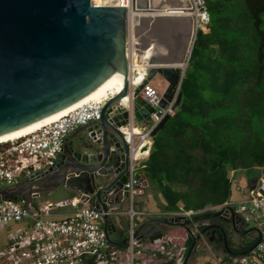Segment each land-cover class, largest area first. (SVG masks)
Wrapping results in <instances>:
<instances>
[{
	"label": "water",
	"instance_id": "obj_1",
	"mask_svg": "<svg viewBox=\"0 0 264 264\" xmlns=\"http://www.w3.org/2000/svg\"><path fill=\"white\" fill-rule=\"evenodd\" d=\"M159 1L157 7L168 3L167 0ZM152 2L134 0L133 9H152ZM183 3L187 9L190 7L187 0ZM128 13L129 10L123 8V0H0V137L67 109L115 73L124 79L122 90L102 106L99 119L77 128L66 138L53 168L13 187L1 189L0 198L30 202L63 187L79 198L84 207L102 213L106 240L113 248L126 246L130 239L129 235L120 243L112 239L116 221L128 209L123 186L129 177V145L124 134L130 135L128 140L136 139L132 130L142 131L154 112L139 93L155 76H159L166 83L159 107L170 102L180 85L193 45L191 23L190 34L187 32L181 37L182 47L187 42L184 57L178 59L185 63L184 67H169L165 65L166 61L162 63L164 60L153 58L146 63L145 79L131 87L127 55ZM163 24L161 31L165 33L169 32L171 24L184 26L178 19H166ZM137 27L131 29L133 36ZM164 37L174 44L173 37ZM179 101L178 93L174 107ZM168 120V116L162 118L150 133V140ZM124 128L128 131L123 134L120 131ZM145 151L147 143L139 153ZM133 178L145 190L148 188L142 172L135 171ZM226 210L229 214L225 216L217 211L191 220L179 215L152 219L138 225L132 238L148 242L163 227L183 228L192 240L182 262L186 264L200 236L210 234L212 240L215 231L219 230L224 249L230 253L220 225L208 224L196 235L189 229L192 223L200 225L204 221L219 219L230 224L234 232L243 228L240 234L251 235V229H247L233 208L226 207ZM148 226V231L143 234V229ZM253 247L254 244L238 255L247 254Z\"/></svg>",
	"mask_w": 264,
	"mask_h": 264
},
{
	"label": "trees",
	"instance_id": "obj_2",
	"mask_svg": "<svg viewBox=\"0 0 264 264\" xmlns=\"http://www.w3.org/2000/svg\"><path fill=\"white\" fill-rule=\"evenodd\" d=\"M203 3L207 31L196 32L179 85V104L152 138L148 157L139 165L149 189L158 195L156 212L160 216L234 202L233 193L242 200L244 187L229 179V172L264 167V0ZM211 222L223 229L230 252L217 243L215 247L223 253L219 262H228L255 242L243 235L235 249L224 222ZM220 234L216 230L214 235ZM127 235L126 223L123 230L116 229L112 239L120 243ZM185 236L184 256L192 241ZM160 238L175 241L171 235L159 233L150 240ZM83 264H93V259L87 257Z\"/></svg>",
	"mask_w": 264,
	"mask_h": 264
},
{
	"label": "built area",
	"instance_id": "obj_3",
	"mask_svg": "<svg viewBox=\"0 0 264 264\" xmlns=\"http://www.w3.org/2000/svg\"><path fill=\"white\" fill-rule=\"evenodd\" d=\"M189 3V12L194 20L192 28L194 41L197 30L202 31V28H206L208 15L203 0H189ZM131 48H134V42L127 46L129 78L133 75L130 68L135 62V57H131ZM147 70L148 67L146 74ZM129 82L131 84L130 79ZM134 86L131 84V87ZM178 90L179 87L175 90L172 100L160 108L162 93L153 88L150 82L147 83L139 93L142 100L154 109L149 116L147 126L138 133H135V129L132 130V135L136 137L133 141L128 140L130 138L128 133L124 134L128 131L127 128L120 131L125 135L129 145V177L123 186L127 193L128 209L122 214L128 220L130 239L125 250H118L107 243L106 233L101 223L102 213L91 207H84L77 197L54 203H43L38 207L32 204L33 199L27 202L24 199L0 198V228L10 224L24 223L21 229L12 233L6 244L0 247V264H83L87 257L93 259V264H147L158 254L170 260L171 250L175 247L171 238L154 239L148 242L132 238L136 220L149 215L138 208L139 199L143 196L145 188L134 180L133 174L140 167L141 156L147 154L145 151L137 157L139 149L145 143L150 144L149 135L162 118L173 115ZM113 96L109 94L103 98L88 101L30 135L1 144L0 190L13 187L53 168L62 152L66 138L77 128L98 120L102 106ZM259 170L261 173L258 179L251 187L244 190V198L238 202L206 207L198 212L187 211L162 217L179 215L191 220L217 211H221V215L225 216L229 214L226 207H231L246 224L247 229H251V235L248 236L255 241L254 247L247 254H237L231 256L228 262L218 261L216 264H264V167ZM65 208L66 212H54L63 211ZM192 224L193 235L199 232L200 226L208 225ZM143 243L152 253L146 258L138 259L136 256L140 252L135 248ZM156 252L158 254H155ZM182 262L177 258L173 264H182Z\"/></svg>",
	"mask_w": 264,
	"mask_h": 264
},
{
	"label": "bare ground",
	"instance_id": "obj_4",
	"mask_svg": "<svg viewBox=\"0 0 264 264\" xmlns=\"http://www.w3.org/2000/svg\"><path fill=\"white\" fill-rule=\"evenodd\" d=\"M188 1V0H187ZM156 2H160L159 0H153L152 9L141 11L133 9V0H123V8L130 9L128 13V21L133 20V27H137L134 29V53L135 62L132 64L130 70H132L133 75L129 78L132 85H139L144 78L146 77V68L147 61H150L153 58H159L165 62V65L169 67H184L185 63L181 62L182 57L186 53V44L182 47L181 37L187 32L190 34V25L192 23V28L194 27V20L191 17L189 12V8L187 9L185 4V0H167V4L161 7H157ZM189 2V1H188ZM133 4V5H132ZM190 4V3H189ZM132 5V6H131ZM179 6L180 9L177 10L176 13H179L180 16H172L175 12H173L174 6ZM159 8V9H158ZM143 19V20H142ZM168 19H178L184 24V26L179 27L171 24V28H169V32L165 33L161 31V26L165 20ZM142 20V21H140ZM131 23V22H130ZM191 28V29H192ZM193 30V29H192ZM158 31V34H156ZM185 32V33H184ZM158 37H155V36ZM160 35V36H159ZM170 36L173 37L171 42L169 38L164 37ZM192 35V33H191ZM192 40V38H191ZM191 44V42H190ZM140 51V52H139ZM181 57L180 60H178ZM145 64H143V63ZM175 62V65L173 64ZM143 64V65H142ZM123 76L119 73H115L111 77H109L103 84H101L97 89H95L88 96L84 97L77 103L68 107L67 109L60 111L34 125H31L27 128L19 130L17 132L7 134L0 137V145L4 143H9L30 135L35 131L39 130L43 126L52 123L57 120L59 117L65 115L66 113L80 107L81 105L87 103L91 100H97L108 96L109 94L116 95L123 88ZM126 100H123L125 103ZM135 133H138V129L134 130ZM137 157L140 156V153L136 154Z\"/></svg>",
	"mask_w": 264,
	"mask_h": 264
},
{
	"label": "rangeland",
	"instance_id": "obj_5",
	"mask_svg": "<svg viewBox=\"0 0 264 264\" xmlns=\"http://www.w3.org/2000/svg\"><path fill=\"white\" fill-rule=\"evenodd\" d=\"M133 2H134V0H133ZM179 9H180V7L175 5L173 7V12H175V14L171 15V17L172 16H180L179 13H176L177 10H179ZM132 21L133 20H131L130 21L131 23L129 22V24H128V29L127 30H129V36H128V41H127L128 42L127 46L129 44L132 45V43H133V35H132L133 31L131 30L132 29V25H133ZM201 30H202V32H206L207 31L206 28H202ZM156 34H158V31H157ZM155 37H158V36L156 35ZM130 53H131V57H132L133 53H134V48L130 49ZM156 80H159L162 83V86H163V84L166 85L165 81L161 77L155 76L150 81V83L153 84L152 85L153 88L156 89V87H157L156 84H154ZM159 92L163 93L162 91H159ZM260 173H261L260 170H256V169L248 171V172H238V174L235 176V180L237 179V181H241V180H245L247 178V181L251 182L252 180H257L259 175H260ZM64 197L65 196L63 194H61V192H57L56 194H53L51 196V199H52L51 202L52 201L57 202V201H59L58 200L59 198H62L60 200H66V199H63ZM236 197H237V195L233 193V197L232 198L235 200V199H237ZM157 198H158V195L155 192H153L152 190H150L149 187H148L145 190V194L141 197V199L139 201V206H141V207H153V208L159 209ZM37 200H40L41 203H44L45 202V197L39 198ZM55 200H57V201H55ZM54 202H52V203H54ZM38 206H40V204H38V205L36 204V207H38ZM66 210L67 209L65 208V209H63V211L57 210V211H54V212H56V213L66 212ZM18 226H19V224H17V225L16 224H10V225H6V226L0 228V247L3 246L5 244V242L8 240L11 231L14 230V229L17 230ZM189 229L190 230L193 229V225L192 224L189 225ZM171 231H173L172 228L170 229V227H164L163 229H161V231H159L157 233L161 234L163 237H166V236H169V232H171ZM175 231H177V233H174V235H171V237H173L174 240H175L174 241L175 247L172 250V252L174 254L173 256L174 257L176 256L178 259L183 261L184 257H185L184 256V251L185 250L184 249L182 250V248H184V244H183L184 241L181 243L180 240H179L181 237H179V236L182 235V238L185 239L186 238L185 234H187V233H186V231L183 228H181V231H180V229L179 230L177 229ZM175 238H179V239H175ZM228 238L231 241V245L235 249L238 248V244L241 245V243L243 242L242 241L243 237H240L235 232H228ZM199 241H201L200 244L196 243V248H195L196 251H194L190 255L187 264H212L211 263L212 259H215V257L216 258L217 257H222V255H223L222 250L217 249V248L214 249L213 244L208 243V240H207L206 236H203L202 240L200 239ZM197 245H198V247H197ZM209 245H212L211 249L208 248ZM135 249L139 250V252H140L139 255L136 256L138 259H139V257L146 258V257H148L150 255V253H152L151 251H148L149 249L145 246L144 243L141 244L140 247H136ZM127 252H128V250L126 251V253ZM155 254H158V252H156ZM155 260L158 261L156 264H164V263H167L169 261L167 258H163L161 260L159 255L158 256L156 255ZM139 261H141V260H139Z\"/></svg>",
	"mask_w": 264,
	"mask_h": 264
},
{
	"label": "crops",
	"instance_id": "obj_6",
	"mask_svg": "<svg viewBox=\"0 0 264 264\" xmlns=\"http://www.w3.org/2000/svg\"><path fill=\"white\" fill-rule=\"evenodd\" d=\"M163 82V81H162ZM161 82L159 81V80H156L155 81V83L154 84H156V89L157 90H159V91H164V89H165V86L166 85H164L163 84V86H162V83L160 84ZM150 85L152 86L153 84H151L150 83ZM151 143H152V140H150V144H148L147 145V154H145V155H143V156H141V158H140V163H143L144 161H146V159H147V157H148V154H149V150H150V146H151ZM138 171H140L139 169H138ZM141 172V171H140ZM143 174V173H142ZM238 174V172H229V174H228V178L229 179H234L235 180V176ZM143 181H145L146 180V178H145V176H144V174H143ZM147 181V180H146ZM254 182H255V180H252L251 182H248L247 181V178L245 179V180H241V181H237V179H236V184H237V186H239V187H244V190H246L247 188H249V187H251L253 184H254ZM244 190H243V194H244ZM145 191V190H144ZM57 192H61V194H63L65 197L63 198V199H72L73 197H74V195L71 193V192H68V191H66L63 187H61V188H59L58 190H56V191H54L53 193H51L50 195H48L47 197H45V202L44 203H49V202H51V196L53 195V194H56ZM37 199H39V198H36V199H33L32 200V204L33 205H35L36 206V204L38 205V204H43V203H41L40 202V200H37ZM60 199H62V198H59L58 200H60ZM141 199V198H140ZM140 199H139V201H140ZM37 200V201H36ZM55 201H57V200H55ZM238 201H240V199H236V200H234V202H238ZM52 202H54V201H52ZM51 202V203H52ZM138 208L139 209H141V210H143V211H146L149 215L147 216V217H145V218H143V219H139L138 221H136V227L138 226V225H140L141 223H144V222H147V221H149V220H152V219H156V218H161L162 216H160V215H158V213L156 212V208H153V207H141V206H139V202H138ZM153 208V209H152ZM128 224V220H127V218L121 213L120 214V216H119V219L116 221V229H118V230H123L124 229V226H125V224ZM203 224H212V222H211V220H208V221H204L203 222ZM193 225V224H192ZM149 227L150 226H148V227H145L144 229H143V234L144 233H146L147 231H148V229H149ZM237 227H240V226H238L237 225ZM164 228V227H163ZM162 228V229H163ZM173 229V231H171V232H169V235H174V233H177V231H175V230H181V228L180 227H170V229ZM193 228H194V226H193ZM238 230H240V231H242L243 230V228H238ZM232 232H234V231H232ZM199 233V232H198ZM236 233V232H235ZM197 233L195 232V235H196ZM239 234V236L240 237H243V235L242 234H240V232L239 233H237V235ZM207 235V234H206ZM206 235H203V236H206ZM247 235V234H246ZM177 236V235H176ZM203 236H200V239L202 240V238H203ZM214 238V237H213ZM200 239H198L197 241H196V243L198 244H200V242L201 241H199ZM143 241H145V239H142ZM180 240V242L182 243L183 241H184V239L183 238H180L179 239ZM208 243H211V244H213V247H214V249L216 248L215 246H217V243L216 242H214V240L212 239V240H209L208 241ZM197 247H198V245H197ZM196 244H195V247H194V250L191 252V254L194 252V251H196ZM209 249H211L212 248V245H209V247H208ZM174 249V248H173ZM172 249V250H173ZM172 250H171V253H172V258L169 260V261H172V262H174L176 259H177V257L175 256H173L174 254H173V252H172ZM190 254V255H191ZM159 255V254H158ZM159 257H161L160 255H159ZM190 257V256H189ZM219 258H221V257H215V259H212L211 260V263L212 264H216L218 261H219ZM161 260L163 259L162 257L160 258ZM189 259V258H188ZM168 261V262H169ZM158 261L157 260H151L149 263H147V264H156ZM187 262H188V260H187ZM164 264H166V263H164ZM187 264V263H186Z\"/></svg>",
	"mask_w": 264,
	"mask_h": 264
},
{
	"label": "flooded vegetation",
	"instance_id": "obj_7",
	"mask_svg": "<svg viewBox=\"0 0 264 264\" xmlns=\"http://www.w3.org/2000/svg\"><path fill=\"white\" fill-rule=\"evenodd\" d=\"M213 213H214V212H213ZM222 226H223V228H226V229H227V232H232V231H233L232 228H231V225H230V224H225V223H223ZM239 232H241V231H240V230L236 231V234L239 233ZM238 235H239V234H238ZM225 236H226V235H225ZM206 237H207V240L209 241V240H210V234H207ZM213 240H214V242H216V243H222V244H223V241H222V235H221V234H220V237H217V236L214 235Z\"/></svg>",
	"mask_w": 264,
	"mask_h": 264
}]
</instances>
